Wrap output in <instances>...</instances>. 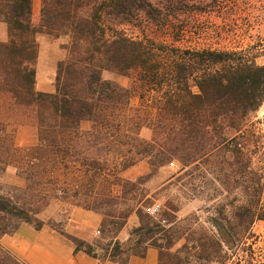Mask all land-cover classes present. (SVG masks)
<instances>
[{
  "label": "trees",
  "instance_id": "obj_1",
  "mask_svg": "<svg viewBox=\"0 0 264 264\" xmlns=\"http://www.w3.org/2000/svg\"><path fill=\"white\" fill-rule=\"evenodd\" d=\"M194 1L43 0L36 28L33 0H0L8 30L0 42V174L12 169L26 181L0 186V264H27L2 239L23 225L42 230L53 203L102 217L97 248L111 263L131 264L154 249L158 264H264V239L254 232L264 223V134L250 121L264 103V42L178 46L194 38L189 29L200 17L238 13L224 10L225 0H198L197 10ZM38 34L64 42L54 93L36 90ZM105 71L131 86L103 79ZM24 127L35 136L20 146ZM141 164L149 176L171 164L185 171L181 179L197 174L213 203L206 220H180L170 205L158 216L145 212V179L124 176ZM134 214L139 225L121 242ZM66 237L98 260L95 244Z\"/></svg>",
  "mask_w": 264,
  "mask_h": 264
},
{
  "label": "rangeland",
  "instance_id": "obj_2",
  "mask_svg": "<svg viewBox=\"0 0 264 264\" xmlns=\"http://www.w3.org/2000/svg\"><path fill=\"white\" fill-rule=\"evenodd\" d=\"M208 3H210L209 0L205 1V4ZM199 4L197 0L196 2H192L190 6L193 10H197L198 8L202 9L203 5ZM41 9L42 2L38 14L36 15L35 12L33 13V25L36 28L40 27ZM223 9L227 12L237 9L238 13L230 16L231 18L228 21H224L219 17L216 11L212 13V15L206 14L200 17L193 27L189 29V35L193 32L196 34L193 35L194 38L189 39L188 42L177 45L189 49L211 47L220 50H242V45L237 42L244 37H254V39H259L264 42V0H225ZM2 26L3 25L0 24V35L5 32L8 36L7 27ZM127 30L129 33L131 32L129 28ZM198 33L199 35H197ZM37 41L39 43V54L42 50L44 59L42 58L40 66L39 58L37 60L36 70L38 71L36 81L38 80L40 89L46 91L52 88L51 83L46 82L48 81L50 64L55 60L61 61L65 58V52L62 49L64 42L62 40H54L45 34H38ZM257 64L264 65V57H260L257 60ZM55 77L56 74L53 78L54 83ZM103 79L115 81L123 87L131 86L130 79L118 76L112 72H103ZM41 84L47 85V87H42ZM137 103L138 100L135 99L134 104ZM250 121L252 123H257V126L264 134V103L258 111L250 116ZM89 126L88 123L84 124V128H89ZM141 135L145 140H150L152 132L149 129H144ZM34 136V129L28 127L20 128L16 135V143L20 146L31 144ZM150 173L151 171L148 166H146V164H141L124 175L125 178L134 182L139 179H145V188L151 193V202L146 206L145 212L149 213L153 207L160 206L159 215L165 210L167 205H170L171 208H175L177 211L176 216L180 220L188 218L195 213L201 216L202 221L206 220L208 214L205 211L207 208H210L213 203L208 200L209 192L202 186L200 183L201 180L197 174L192 180V175L181 179V177L185 176V171H181V167L178 164H171L169 167L160 170L154 176H149ZM0 186L24 188L26 186V181L23 177L17 175L14 170L9 169L7 172L0 174ZM75 210L76 208L66 203H53L45 210L41 217L46 222L45 227L51 230L56 229L54 231L59 235L63 233L65 238H67L66 235L74 236L87 243L95 244V252L99 255L98 260L94 259L97 264H119V262L111 263L108 261V259L103 256L104 252L97 248L101 236L100 225L102 217L98 214V217H94L96 216L94 214L86 215V213H82V211L75 212ZM97 218L100 220L98 227H96ZM138 225V216L134 214L129 220L126 228L119 235V240L121 242H126L130 232L138 227ZM254 232L264 239V223H257L254 227ZM25 238L31 239L28 236H24L23 239ZM124 238H126V240L123 241ZM260 245H262V243H260ZM60 255H63V251ZM87 256L93 259L89 255Z\"/></svg>",
  "mask_w": 264,
  "mask_h": 264
},
{
  "label": "crops",
  "instance_id": "obj_3",
  "mask_svg": "<svg viewBox=\"0 0 264 264\" xmlns=\"http://www.w3.org/2000/svg\"><path fill=\"white\" fill-rule=\"evenodd\" d=\"M41 2L43 4V0H33V13L35 12L36 15L40 11ZM2 25L6 27L5 24ZM7 38L8 36L5 32L0 35L1 42L6 41ZM42 58L44 59L41 50L39 54V66ZM58 62L59 61L55 60L49 66V76L48 81L46 82L51 83L52 88L42 91L37 80V91L43 93L55 92V83L53 82V78L56 74ZM41 86L47 87V85L43 84H41ZM76 211H82V213H86V215L94 214L96 215L94 217H98L95 213L83 211L78 208H76L75 212ZM99 224L100 220L97 218L96 227H98ZM24 236H28L33 240L27 238L23 239ZM124 240H126V238H124L123 241ZM1 243L7 251L27 264H97L94 259L89 258L83 252H75V246L63 235H59L54 230L46 227L37 231L32 226L23 225L15 235L4 237ZM61 250L63 251V255H60L62 252ZM130 263L158 264V252L154 249H150L145 259L132 257L130 259Z\"/></svg>",
  "mask_w": 264,
  "mask_h": 264
},
{
  "label": "built area",
  "instance_id": "obj_4",
  "mask_svg": "<svg viewBox=\"0 0 264 264\" xmlns=\"http://www.w3.org/2000/svg\"><path fill=\"white\" fill-rule=\"evenodd\" d=\"M159 211H160V206H155L149 211V214L151 216H156L158 215Z\"/></svg>",
  "mask_w": 264,
  "mask_h": 264
}]
</instances>
